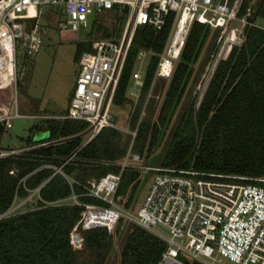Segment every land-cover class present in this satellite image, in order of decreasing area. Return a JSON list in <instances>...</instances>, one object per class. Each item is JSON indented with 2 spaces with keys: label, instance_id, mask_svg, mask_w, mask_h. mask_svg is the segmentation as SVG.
<instances>
[{
  "label": "trees",
  "instance_id": "1",
  "mask_svg": "<svg viewBox=\"0 0 264 264\" xmlns=\"http://www.w3.org/2000/svg\"><path fill=\"white\" fill-rule=\"evenodd\" d=\"M251 3L252 0L244 1L239 12L240 18L244 17ZM252 8L254 15L250 23L264 19V0H259ZM104 14L107 18L104 22L95 18L98 16L91 19L89 39L78 45L76 61L80 62L85 52H93L91 40L96 35L104 40L121 37L127 22V11L113 9ZM173 18L170 17L161 32L149 26L138 27L136 31L114 98V105L119 108L131 102L128 92L140 53L145 51L152 54L141 97L131 120L132 130H136L140 121L156 75L159 56L171 32ZM211 31L209 27L198 23L191 26L172 78L163 80L167 89L161 87L163 96L157 118L141 121L134 142L131 135L107 128L83 147L87 123L43 120L33 128V133H48V141L54 142L51 146L37 148L22 157L0 160L1 215L11 208L16 197L26 199L52 177L54 171L45 168L46 164L60 166L75 155L74 161L63 168L65 175H55L41 189L39 196L25 206L28 212L1 223L0 264H110L113 254L118 255L116 264L160 263L167 247L166 242L136 224L130 227L120 249L116 251L123 220L112 233L106 228L83 232V249L74 250L71 234L81 220L84 209L73 205L70 199L75 194L80 196L82 204L99 203L94 198L82 196L85 193L83 186L90 179L118 173V164L127 156L132 142L133 152L141 156L154 152L185 99L195 74L194 67L203 54ZM159 89L160 85L156 84L154 90ZM156 103L149 100L147 108L154 109ZM4 113L0 105V117ZM4 132V127L0 125V140ZM30 143V147L38 146L45 140ZM162 167L264 178L263 29L247 26L242 46L234 47L228 59L219 63L199 109L192 103L182 115ZM125 176L126 173L118 194H121ZM131 176L127 181V189L140 173L132 171ZM64 200H68L69 204L51 206Z\"/></svg>",
  "mask_w": 264,
  "mask_h": 264
},
{
  "label": "built area",
  "instance_id": "2",
  "mask_svg": "<svg viewBox=\"0 0 264 264\" xmlns=\"http://www.w3.org/2000/svg\"><path fill=\"white\" fill-rule=\"evenodd\" d=\"M244 1L0 0V88L7 82L15 85L13 104L17 110L18 48L21 46L29 57H36L44 50L45 40L40 24L42 7L58 6L65 10L66 20L59 26L62 34L68 30L78 32L82 27L88 28L93 17L107 11H127V23L119 39L98 41L93 46V52H85L81 56L80 73L68 115L63 118H40L87 123L85 147L107 128L121 131L114 113V98L138 27L149 26L161 32L170 17H174L167 44L159 56L150 90L152 93L158 79L172 78L176 61L194 23L220 31L222 38L228 39L234 34L236 40L229 46L231 51L234 47L242 46L247 26L261 28L257 23H250L254 15L251 6L247 8L244 17H239ZM236 22L240 27L234 26ZM261 29L264 30V27ZM148 54L143 51L139 57ZM22 76H25V72ZM144 76L140 72L135 73L129 88L128 97L136 104L141 97L143 84L140 81ZM150 97L151 94L148 101ZM145 111L146 108L143 114ZM15 117L20 116L16 113L15 116L5 114L0 117V125L5 131L13 128ZM138 129L139 125L129 133L133 142ZM133 142L127 156L118 164V173H109L83 186L85 193L82 196L94 198L99 203L82 204L80 196L73 194L71 197L73 205L84 209L81 220L71 234L74 250L83 249V232L106 228L112 233L126 219L166 242L167 247L159 264H191L189 261L192 260L206 264L225 261L229 264H264V178L253 179L179 167H150L143 163L141 155L133 152ZM53 143L45 141L38 146L0 149V160L22 157L32 150ZM74 158L75 155L60 166L46 164L45 168L54 171L52 177L26 199L16 197L11 208L0 215V231L4 220L28 212L25 206L39 196L41 189L55 175H65L63 168L73 162ZM128 170L140 174L156 173L136 213H127L115 203L123 175ZM10 174L14 175V172ZM68 202L59 201L51 206ZM158 227L168 235L160 233Z\"/></svg>",
  "mask_w": 264,
  "mask_h": 264
},
{
  "label": "rangeland",
  "instance_id": "3",
  "mask_svg": "<svg viewBox=\"0 0 264 264\" xmlns=\"http://www.w3.org/2000/svg\"><path fill=\"white\" fill-rule=\"evenodd\" d=\"M258 1L259 0H252L251 7H254ZM121 14L123 13L121 12ZM104 15L95 18L100 21L103 20L104 22L107 19ZM120 16L124 21L126 20V17ZM65 20L66 13L61 7H42L40 24L41 32L45 40L44 50L36 57H29L21 49V46L18 48V84L16 87L18 108L16 110V106L13 104L15 85H13L12 82H7L0 88L2 89V94H0V105L3 110H5L4 115L10 114L15 116L16 113H18L20 117H15L13 120V128L9 131H5L2 135L0 140L1 150L26 148L31 144V141L33 143L41 141V136L43 140L48 141L50 139L48 133H33V128L43 121L40 118H63L68 115L72 96L80 73L79 62L76 61L77 47L80 43H84L89 39L88 36L92 27L90 23L88 28L82 27L78 32L68 30L62 34L59 26L60 23L65 22ZM256 23L259 27H264V19H258ZM234 26L240 27V24L236 22ZM116 39L119 38L115 37L114 40ZM101 40L104 39H102L100 35H96L91 41L94 46L96 42ZM226 40H228L227 37L222 38L220 31H211L203 54L198 64L194 67L195 74L180 109L174 116L170 127L164 132L154 152L152 154L145 153L142 156L143 163L147 166H163L164 157L170 149L173 136L182 115L185 111L189 110L192 103H195V108L197 110L199 109L212 77L215 74L216 70H214V66L216 65L217 68L219 63L223 60H227L230 55L226 53L227 47H229ZM151 60L152 54H148L142 58L139 57L134 74L140 72L142 75H145ZM23 72H25V76H22ZM140 82L144 85V79ZM156 84L160 85V89L153 90L152 93L150 91L148 94V97L150 94L152 95V97L149 98L151 101L157 102L155 108H147V97L144 106L146 111L145 114L142 112L138 125L142 120H149L152 117L153 120L157 118L163 96L161 87L164 86L163 90H166L167 85H164L162 79H158ZM138 103L136 104L131 101L124 107L114 108L117 126L121 131H125L124 133L126 134L135 131L131 128V120ZM131 172L132 170L126 172L121 194L117 195L115 203L127 213H136L141 207L156 173L150 172L148 174H140L134 184L127 189V181L132 177ZM96 179L97 178H93L89 181ZM133 224L134 223L123 219L119 228L121 233L118 237L116 251L120 249V245L123 240H125ZM157 230L164 235H168L161 227H158ZM117 256V254H113L110 264H116ZM189 262L191 264H206V262L200 260H192ZM217 264H229V262L225 261L224 263Z\"/></svg>",
  "mask_w": 264,
  "mask_h": 264
},
{
  "label": "bare ground",
  "instance_id": "4",
  "mask_svg": "<svg viewBox=\"0 0 264 264\" xmlns=\"http://www.w3.org/2000/svg\"><path fill=\"white\" fill-rule=\"evenodd\" d=\"M235 40H236V36H235L234 34H232V35H230V36L228 37V40H227L226 43H228L229 46H230V44H231L232 42H234ZM230 51H231V48H230V47H227V51H226V53L230 54ZM215 67H216V65L214 66V69H215ZM215 70H216V69H215Z\"/></svg>",
  "mask_w": 264,
  "mask_h": 264
},
{
  "label": "water",
  "instance_id": "5",
  "mask_svg": "<svg viewBox=\"0 0 264 264\" xmlns=\"http://www.w3.org/2000/svg\"><path fill=\"white\" fill-rule=\"evenodd\" d=\"M41 139L43 140L42 136H41ZM41 139H40V140H41Z\"/></svg>",
  "mask_w": 264,
  "mask_h": 264
}]
</instances>
